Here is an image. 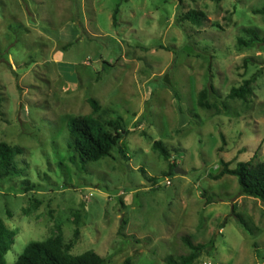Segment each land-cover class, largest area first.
<instances>
[{
  "label": "rangeland",
  "instance_id": "obj_1",
  "mask_svg": "<svg viewBox=\"0 0 264 264\" xmlns=\"http://www.w3.org/2000/svg\"><path fill=\"white\" fill-rule=\"evenodd\" d=\"M263 7L0 0V142L23 149L19 175L0 180V219L14 232L6 264L58 232L71 254L92 250L104 264H179L185 238L213 243L191 264L263 262L264 203L242 194L235 176L212 177L222 160L264 161V41L238 42L247 28L264 39ZM190 9L203 12L199 25L181 19ZM256 72L249 94L229 97ZM210 84L211 106L201 108ZM88 98L125 131L111 156L83 167L67 119L91 114Z\"/></svg>",
  "mask_w": 264,
  "mask_h": 264
},
{
  "label": "trees",
  "instance_id": "obj_2",
  "mask_svg": "<svg viewBox=\"0 0 264 264\" xmlns=\"http://www.w3.org/2000/svg\"><path fill=\"white\" fill-rule=\"evenodd\" d=\"M183 0H179L182 2ZM216 2L220 0H214ZM256 13L264 14V7L255 10ZM118 7L112 14V23L117 24ZM204 18L200 10L190 9L182 16L194 25H199ZM249 39L245 41L239 39L241 45H257L263 42L257 31L252 28L245 29ZM247 63V58L244 59ZM259 72L254 73L250 78L245 79L238 87L230 89L229 97L244 98L251 92L250 86ZM213 85L208 89H202L198 93L197 104L201 108H210L208 101L209 92L214 93ZM88 103L92 108V113L82 116H71L67 119V127L71 136L68 148L77 155L81 165L84 167L87 162L97 161L104 157L112 155V151L119 145L125 131L122 118L117 116L114 119H108L103 122L99 114L106 113V109H101L99 102L94 98H88ZM98 114V115H96ZM152 147L158 151L166 160L170 158L169 150L160 142L153 141ZM23 149L17 145H9L0 142V180L18 176V167L16 157L21 155ZM75 158V156H74ZM222 168L216 174L212 175L213 179H218L223 175L235 176L240 185L241 193L259 199L264 203V161L253 163L252 161H239L234 167H230L226 161H221ZM176 163L170 166V172L174 169ZM78 218V217H77ZM79 219H76V224ZM78 230L75 229V234ZM14 232L7 228L0 219V264H6L4 255L13 242ZM184 242L190 252L181 257L179 264H191L203 251L213 247L212 241L207 243H193L188 238ZM71 245L64 244L61 233L58 232L53 237L41 241H31L27 243L14 261L13 264H104V259L92 250H87L80 254L70 253ZM124 264H131L127 258Z\"/></svg>",
  "mask_w": 264,
  "mask_h": 264
},
{
  "label": "built area",
  "instance_id": "obj_3",
  "mask_svg": "<svg viewBox=\"0 0 264 264\" xmlns=\"http://www.w3.org/2000/svg\"><path fill=\"white\" fill-rule=\"evenodd\" d=\"M165 183H166V184H170V181L167 179ZM260 264H264V261L261 262Z\"/></svg>",
  "mask_w": 264,
  "mask_h": 264
},
{
  "label": "water",
  "instance_id": "obj_4",
  "mask_svg": "<svg viewBox=\"0 0 264 264\" xmlns=\"http://www.w3.org/2000/svg\"><path fill=\"white\" fill-rule=\"evenodd\" d=\"M176 172H181L178 168L175 169Z\"/></svg>",
  "mask_w": 264,
  "mask_h": 264
}]
</instances>
